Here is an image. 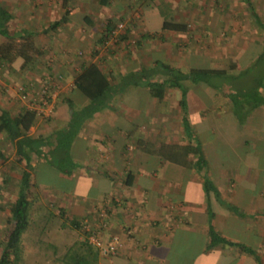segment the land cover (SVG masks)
I'll return each mask as SVG.
<instances>
[{
  "label": "crops",
  "instance_id": "1",
  "mask_svg": "<svg viewBox=\"0 0 264 264\" xmlns=\"http://www.w3.org/2000/svg\"><path fill=\"white\" fill-rule=\"evenodd\" d=\"M248 2L0 0L12 13V28L31 32L36 46L22 68L12 66L13 81L31 80L23 84L25 89L52 82V110L47 117L38 115L29 133L43 136L62 127L71 111L66 98L74 106L87 101L72 78L88 62L98 63L114 82L157 59L181 68H224L232 74L249 64L259 69L264 0ZM163 20L185 28H162ZM117 21L124 23L122 38L104 44L106 29ZM261 67L256 73L264 74ZM185 83L184 108L177 87L166 88L157 98L144 84H126L78 127L69 146L74 162L69 172L29 153L34 189L63 225L86 219L103 240L118 238L115 253L96 254L94 264H264V103L245 105L235 113L226 96L228 83L219 90ZM258 90L264 96V77ZM16 91L12 89V112L29 107L30 98ZM192 138L201 143L206 168H185L142 147L144 142L156 147ZM15 157L12 149V185L18 184L23 163ZM203 174L217 190V197L208 195L211 215ZM7 177L11 175L2 172L0 179ZM209 223L220 236L250 250L225 243L206 248ZM1 225L0 250L5 235Z\"/></svg>",
  "mask_w": 264,
  "mask_h": 264
},
{
  "label": "trees",
  "instance_id": "2",
  "mask_svg": "<svg viewBox=\"0 0 264 264\" xmlns=\"http://www.w3.org/2000/svg\"><path fill=\"white\" fill-rule=\"evenodd\" d=\"M249 5L248 0H245ZM260 23V21H258ZM53 21L51 25L55 24ZM111 24L105 31L113 27ZM162 28L184 30L185 25L180 22L163 20ZM121 32L117 34V38ZM0 68L15 66L22 68L36 52V46L32 40L31 32L23 29L12 28V13L8 7L0 4ZM104 38V37H103ZM33 52V53H32ZM260 57V56H259ZM253 66H245L236 74L228 72L224 68L209 66H190L181 68L174 66L164 60H154V63L147 67H142L138 71L127 74H120L119 81L114 82V78L105 72L96 62L82 64L72 78V85L85 98L86 102L80 106H74L71 99L66 98V103L71 107L70 116L66 123L46 135H34L29 133V127L35 122L38 115H42L35 107H19L11 112L4 105L0 104V134L8 141L13 149L16 161L22 163L16 194L9 205L10 228L4 235L0 250V264H17L20 256L21 233L28 226V209L33 202L34 196L31 193L35 182L32 181L29 153L36 155L47 164L59 171L69 172L74 166L69 154L70 142L73 139L82 121L92 112L101 109L109 104L110 97L125 87L128 83L144 84L148 88V93L154 97L161 98L166 88L177 87L180 91L179 104L185 107L186 83H202L215 90L222 89L225 83L229 90L226 96L229 99L232 110L235 113L240 107H249L259 103H264V96L259 93L264 74L254 73L251 77L252 83L247 80H240L242 75L248 73ZM50 86H48V89ZM19 92L21 90H18ZM225 95V94H224ZM184 129L189 136L187 122L183 115ZM146 152H155L159 157L170 162L182 165L185 168L193 167L196 170L207 167V159L203 153L200 141L192 138L190 142L179 144L175 142H160L156 147L149 143H142ZM202 188L206 196L208 214L211 215V207L208 195L212 193L217 197V190L212 180L206 175H202ZM70 226L79 228V222L72 221ZM206 248L216 243L236 245L239 250L249 251L243 244L227 240L220 236L209 223L206 229ZM76 245L81 246L86 252L92 255L94 264L96 254H101L99 249L87 243L85 240H76Z\"/></svg>",
  "mask_w": 264,
  "mask_h": 264
},
{
  "label": "rangeland",
  "instance_id": "3",
  "mask_svg": "<svg viewBox=\"0 0 264 264\" xmlns=\"http://www.w3.org/2000/svg\"><path fill=\"white\" fill-rule=\"evenodd\" d=\"M0 40H2L1 37ZM263 65L264 52L258 66L259 69L256 68L257 64L253 65L254 69H249L248 73L239 79L252 83V75L256 71L261 72ZM15 76L12 73V66L0 68V104L7 107L11 112L12 89L15 93L18 86L32 82L31 80L14 82L12 78ZM45 115L46 117L49 116V114ZM45 115L42 114L41 116L45 117ZM0 153V177H2V172L11 175L10 179L8 177L5 180L0 179V184H2L0 185V222L2 221V231L6 233L11 225L8 207L16 194L17 185H12V148L2 134H0ZM222 157L224 155H221ZM38 183L36 181V184ZM62 184L69 185L68 182H62ZM31 193L34 198L28 209V226L21 233L20 256L17 264H91L90 254L81 246L76 245L77 231L69 225H63L60 218L51 213V205L46 198L39 196L33 187ZM77 230L80 240H83L80 229Z\"/></svg>",
  "mask_w": 264,
  "mask_h": 264
},
{
  "label": "built area",
  "instance_id": "4",
  "mask_svg": "<svg viewBox=\"0 0 264 264\" xmlns=\"http://www.w3.org/2000/svg\"><path fill=\"white\" fill-rule=\"evenodd\" d=\"M123 28L124 23L122 21L114 23L113 27L105 35L103 43L108 44L109 42H115L117 34L120 33ZM51 84L52 82H45L37 88L32 86L25 89L24 86H18L17 89L23 90L22 96L27 95L28 98H30L28 102L29 107H35L39 112L45 115L49 114L53 107L51 104V93L48 92V86H51ZM79 229L82 234V239L98 248L100 253L107 255V257L112 256L120 245L116 235H111L107 240H103L98 229L92 226L86 219H82L79 222Z\"/></svg>",
  "mask_w": 264,
  "mask_h": 264
}]
</instances>
